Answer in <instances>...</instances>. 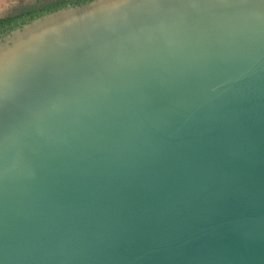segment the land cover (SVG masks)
<instances>
[{
    "label": "water",
    "instance_id": "obj_1",
    "mask_svg": "<svg viewBox=\"0 0 264 264\" xmlns=\"http://www.w3.org/2000/svg\"><path fill=\"white\" fill-rule=\"evenodd\" d=\"M0 264H264V0H92L2 35Z\"/></svg>",
    "mask_w": 264,
    "mask_h": 264
},
{
    "label": "trees",
    "instance_id": "obj_2",
    "mask_svg": "<svg viewBox=\"0 0 264 264\" xmlns=\"http://www.w3.org/2000/svg\"><path fill=\"white\" fill-rule=\"evenodd\" d=\"M92 0H43V4H38L31 9L17 12L14 15L0 18V37L15 27L21 26L41 15L59 10L67 5L82 4Z\"/></svg>",
    "mask_w": 264,
    "mask_h": 264
},
{
    "label": "crops",
    "instance_id": "obj_3",
    "mask_svg": "<svg viewBox=\"0 0 264 264\" xmlns=\"http://www.w3.org/2000/svg\"><path fill=\"white\" fill-rule=\"evenodd\" d=\"M24 2L30 3L31 0H0V18H5L12 15L14 12L13 10H15L19 5H25Z\"/></svg>",
    "mask_w": 264,
    "mask_h": 264
},
{
    "label": "rangeland",
    "instance_id": "obj_4",
    "mask_svg": "<svg viewBox=\"0 0 264 264\" xmlns=\"http://www.w3.org/2000/svg\"><path fill=\"white\" fill-rule=\"evenodd\" d=\"M43 2V0H31L30 3L28 2H24L25 5L21 4L19 5L15 10H13L12 12V15L16 14L17 12H20V11H23V10H26V9H31L33 8L34 6L38 5L39 3ZM11 13V12H10ZM8 13V14H10ZM7 14V15H8ZM11 16V15H10Z\"/></svg>",
    "mask_w": 264,
    "mask_h": 264
},
{
    "label": "flooded vegetation",
    "instance_id": "obj_5",
    "mask_svg": "<svg viewBox=\"0 0 264 264\" xmlns=\"http://www.w3.org/2000/svg\"><path fill=\"white\" fill-rule=\"evenodd\" d=\"M40 4H43V2H41Z\"/></svg>",
    "mask_w": 264,
    "mask_h": 264
}]
</instances>
